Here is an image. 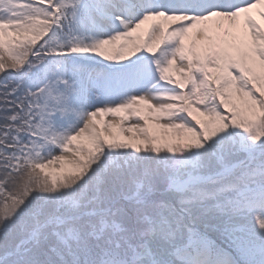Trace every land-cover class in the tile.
Wrapping results in <instances>:
<instances>
[{
    "label": "snow or ice",
    "instance_id": "6c2138e0",
    "mask_svg": "<svg viewBox=\"0 0 264 264\" xmlns=\"http://www.w3.org/2000/svg\"><path fill=\"white\" fill-rule=\"evenodd\" d=\"M258 7L0 0V264H264Z\"/></svg>",
    "mask_w": 264,
    "mask_h": 264
}]
</instances>
